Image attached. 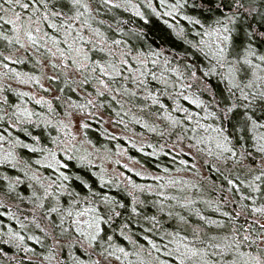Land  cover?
Instances as JSON below:
<instances>
[{"label": "snow or ice", "instance_id": "obj_1", "mask_svg": "<svg viewBox=\"0 0 264 264\" xmlns=\"http://www.w3.org/2000/svg\"><path fill=\"white\" fill-rule=\"evenodd\" d=\"M114 8L134 14L138 21L125 28L120 26L127 24L123 17L102 18V13ZM105 25L114 29L112 36ZM23 61L40 66L48 81L59 85L58 94L36 97L15 88L19 99L9 104L3 89L11 86L6 80L0 82V128L8 125L7 135L0 132V165L19 167L22 158L17 149L23 147L38 152L35 163L52 171L41 173L25 162L23 176L5 174L8 183L0 192V205L13 195L18 197L17 204L31 203L33 215L24 219L40 234L27 232L8 204L3 215L15 219L24 231L10 224L7 231L0 228L4 245L0 264H264V0H0V77L45 88L39 73L12 66ZM162 95L174 97L171 109L159 98ZM25 96L47 110L33 109ZM136 97L148 103L131 104ZM181 98L198 110L181 104ZM53 100L61 101L62 111ZM110 101L120 105L109 117L113 122L125 123L120 116L121 111H129L125 103L164 109L154 114L168 122L169 127L162 130L172 132L179 127L176 141H188L192 161L199 159L224 180L225 184L217 185L223 199L205 201L219 215H205L193 199L164 191L174 181L159 175L155 178L162 183L155 187L126 177L132 189H125L131 204L111 193L110 189L122 184L114 178L117 174L109 176L103 163L97 170L92 153L77 148L78 137L84 138L80 144L93 143L85 130L89 121H105L102 110ZM131 119L150 131L158 127L134 114ZM41 123L55 127L56 135L49 133L51 146L30 131ZM19 128L32 142L9 130ZM125 139L145 151L142 144ZM164 147L154 148L151 155ZM109 152L105 149L111 159ZM180 163L189 165L190 161L181 159ZM76 165L81 166L79 171ZM191 168L197 164L191 162ZM25 180L32 182L27 195L17 188ZM177 186L199 187L186 179ZM158 189L160 197L187 208L198 222L176 213L180 223L157 233L163 243L141 232L147 241L141 244L127 234L128 211L141 215L137 204L145 201L134 194L136 190L153 193ZM155 203L158 212L165 210L164 199ZM173 215L168 212L169 217ZM143 219L160 228L155 215ZM116 221H120L118 226H114ZM117 233L131 247L119 243ZM26 240L35 241L40 249Z\"/></svg>", "mask_w": 264, "mask_h": 264}, {"label": "trees", "instance_id": "obj_2", "mask_svg": "<svg viewBox=\"0 0 264 264\" xmlns=\"http://www.w3.org/2000/svg\"><path fill=\"white\" fill-rule=\"evenodd\" d=\"M147 11V9H145ZM116 17H123L127 20V24H121L120 26L127 28L129 24L136 23L138 18L134 16V14L121 9L114 8L110 13H102V18L112 21L116 19ZM158 24V22H157ZM105 30L108 32V35L112 36L114 33V29H109L106 25L104 26ZM31 60V57H29ZM13 67H16L22 71L39 73L41 75L40 82L45 84V88H40L39 84L27 83L23 84L18 82L12 78H3L0 77V82H4L6 80L7 84L10 85V88L3 89V95L8 97V103H16L19 99V95L13 89L20 88L25 92H32L36 97L46 96V97H55L58 94L59 85L48 81L47 77L41 73L40 66L36 65L35 62L29 63L28 61H23L20 63L12 64ZM11 74H9V77ZM131 87V85H129ZM51 88V91L48 89ZM77 97H74V99ZM165 105L171 109L174 97H169L167 95H162L159 97ZM24 99L28 102L29 106L33 109H38L41 112L46 111L45 105H39L36 103V100L33 97L25 96ZM104 99L109 100L107 96ZM125 101H128L129 97H124ZM3 103V101H0ZM141 103H148L143 99V97H136L132 99L131 104L138 105ZM180 103L187 106L188 108L198 110L196 105H193L191 101L180 99ZM54 106L57 107L58 111H62L61 101L53 100ZM124 107L128 109V112H120V116L123 117L125 123H121L119 121L113 122L109 119L110 115H115V109H119L120 105L116 104L114 101H110V106H106L104 110H102V115L105 116V121L103 123L99 121H89L90 127L85 131L88 133L87 139L91 140L93 143L90 145L85 141L83 144L79 143V140H83V137H78L77 140V148H79L82 152L87 150L92 153V156L96 160L95 168L98 170L101 163H103L104 168L107 170V174L112 176L113 173H116L117 179L122 181L121 187L110 189L113 195H118V197L122 200H125L126 204H131L133 201L131 197L128 196L125 189L127 188L131 191V185L127 184L126 177H131L133 181L140 184L157 186L162 183L161 180H157L155 177L157 175L172 178L174 183L169 184L165 189L166 192L172 193L173 195L179 196L181 199L190 198L193 199L194 205L196 208L202 210L205 215L208 216H216L219 215L213 209L208 208L205 204V201L212 200L215 201L217 198L223 199V195L220 190L217 188L218 184H225L224 180L214 172L209 171L210 166L202 165V162L197 159L196 161H192V158L188 155L190 149L188 148V141L179 142L176 141V135L180 132L179 127L174 129L172 132H164L162 129L168 128V122L164 120L162 117H156L154 114L157 111H163L164 109L160 105H151L149 104V108L140 109L137 107H132L129 103H125ZM136 117L147 120L149 125H158L156 131H150L148 128H145L139 120L131 119L132 115ZM173 114L177 116L183 117V113L178 110H173ZM3 123V122H0ZM23 127H28L25 124ZM8 125L4 124L3 128H0V132H4L5 135L8 134ZM14 132L15 135L20 136L22 139L27 140L28 142H32L31 138L27 136V134L23 131L22 128L19 129H9ZM107 130V133H105ZM30 131H32L33 135L41 136L43 143H47L50 145L49 133L52 136L56 135V130L53 125H44L40 124L38 127L33 126ZM128 137L129 139H133L134 144H142L144 146L145 151L141 152L139 148L134 147L133 144H130L128 140L125 139ZM171 137V139H170ZM147 141V143H145ZM173 141H176V144L179 147H176V144H173ZM119 145L120 150H117ZM161 145H164V150L158 152L157 155L152 156L154 148H159ZM51 146V145H50ZM173 148H175V152H173ZM180 148H184V152H180ZM96 149H100L99 152ZM105 149L110 150L109 155H111V159H108L105 156ZM19 156L22 158L19 167H13L11 165H0V192L5 191V185L8 183L4 179L5 174L9 177L23 176L24 173L22 169L24 168L25 162L29 163L32 169L39 168L41 173L44 171H48L51 174V169L48 168L47 165H39L35 163V158L39 156V153L34 149L27 148H18L17 149ZM62 155V154H61ZM130 157H136L135 160L130 159ZM67 159L66 157H63ZM181 159L189 160V165H182L180 163ZM117 161H122V163H118ZM191 162L197 164V168H191ZM123 164H128L129 168L125 169ZM79 165H76V170H80ZM135 168L137 171H133ZM165 169H168L166 172ZM137 172H151L152 176H142L137 175ZM119 173H124V176H120ZM176 177H181L182 179L177 181ZM186 179L191 184L198 185L197 188L187 187L184 188L178 187L177 185L183 183V180ZM32 183L31 181L25 180L24 183L17 185V188L20 192H23L25 195L28 194V185ZM226 188V185H225ZM159 189L157 192L149 193L147 190H136L134 194L139 198V200L145 201L144 204H137V207L140 209L141 215L137 217L135 214L128 211V218L131 223L129 225L130 231L127 234H131L134 239L138 240L141 244H147V241L144 239V236H141L140 233L143 232L145 236H151L152 239L157 240L160 243H163V240L160 236L157 235L158 231L163 230L165 228L171 230L176 227L180 221L175 216L176 213H179L182 216L187 217L191 220L192 223L198 222V218L195 215L188 211L187 208L179 205L175 201L170 198L160 197L158 195ZM196 197H202L203 199L197 200ZM18 197L13 195L10 196L8 201L4 205H0V228H3L4 231H7L8 225H12V227L19 231H24L20 228V224L17 223L15 219L11 216L5 217L3 215L4 212L8 211V204L12 205V212L14 215L18 216L21 221L26 225L27 232H31L32 234H40L39 230L36 229L33 223H30L28 220H25V217H30L33 215L32 208L33 205L28 201H21L19 204L16 203ZM158 199H164L165 210L163 212H158V205L155 203ZM171 211L174 215L172 217L168 216V212ZM155 215L157 217V221L160 223V228H156L151 220L145 221L143 219L144 216H152ZM139 221V223H137ZM120 221H116L114 226H118ZM116 239L119 243H123L126 246L131 247L128 241H126L123 237L116 234ZM27 243H31L33 247L40 249V245H38L35 241H28ZM4 246L3 241L0 240V247ZM9 250L15 252L14 248L8 246ZM163 259H168L166 253H160Z\"/></svg>", "mask_w": 264, "mask_h": 264}]
</instances>
